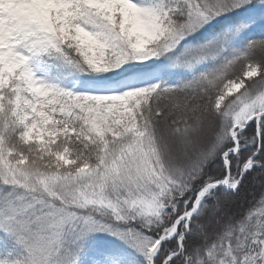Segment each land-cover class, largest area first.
Returning a JSON list of instances; mask_svg holds the SVG:
<instances>
[{"label": "snow or ice", "instance_id": "snow-or-ice-1", "mask_svg": "<svg viewBox=\"0 0 264 264\" xmlns=\"http://www.w3.org/2000/svg\"><path fill=\"white\" fill-rule=\"evenodd\" d=\"M0 264H264V0H0Z\"/></svg>", "mask_w": 264, "mask_h": 264}, {"label": "trees", "instance_id": "trees-1", "mask_svg": "<svg viewBox=\"0 0 264 264\" xmlns=\"http://www.w3.org/2000/svg\"><path fill=\"white\" fill-rule=\"evenodd\" d=\"M245 207H247V204H245Z\"/></svg>", "mask_w": 264, "mask_h": 264}]
</instances>
